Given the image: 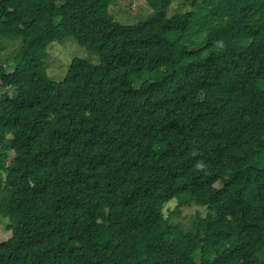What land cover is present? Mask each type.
I'll list each match as a JSON object with an SVG mask.
<instances>
[{
  "label": "trees",
  "instance_id": "obj_1",
  "mask_svg": "<svg viewBox=\"0 0 264 264\" xmlns=\"http://www.w3.org/2000/svg\"><path fill=\"white\" fill-rule=\"evenodd\" d=\"M145 1L0 0V264H264V0Z\"/></svg>",
  "mask_w": 264,
  "mask_h": 264
},
{
  "label": "rangeland",
  "instance_id": "obj_2",
  "mask_svg": "<svg viewBox=\"0 0 264 264\" xmlns=\"http://www.w3.org/2000/svg\"><path fill=\"white\" fill-rule=\"evenodd\" d=\"M195 1L174 0L168 8L167 14L172 15L176 12L188 10L191 8L192 2ZM109 9L114 19L123 24H134L143 20L152 11V8L145 0H112ZM14 48L8 46V49L0 52V59H5L14 54L16 51ZM74 57L85 58L94 64L99 62V57L96 53L88 51L72 36H66L61 40L53 41L47 47V56L45 58L47 76L56 81L64 78L70 61ZM176 204L175 200L165 204L163 213L166 215L169 225L172 227L179 225L183 231H187L190 228V224L196 213L202 216L207 213L206 207L202 205L191 204L176 210ZM9 235H11L10 231L5 229L4 224L0 222V240L6 239Z\"/></svg>",
  "mask_w": 264,
  "mask_h": 264
},
{
  "label": "clouds",
  "instance_id": "obj_3",
  "mask_svg": "<svg viewBox=\"0 0 264 264\" xmlns=\"http://www.w3.org/2000/svg\"><path fill=\"white\" fill-rule=\"evenodd\" d=\"M173 3V2H172ZM186 11V10H185ZM180 12H184V11H180Z\"/></svg>",
  "mask_w": 264,
  "mask_h": 264
}]
</instances>
